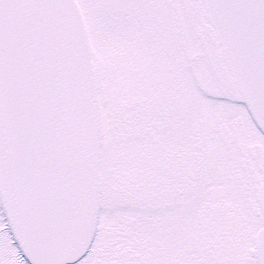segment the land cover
<instances>
[{
    "label": "snow or ice",
    "instance_id": "obj_1",
    "mask_svg": "<svg viewBox=\"0 0 264 264\" xmlns=\"http://www.w3.org/2000/svg\"><path fill=\"white\" fill-rule=\"evenodd\" d=\"M0 264H264V0H0Z\"/></svg>",
    "mask_w": 264,
    "mask_h": 264
}]
</instances>
